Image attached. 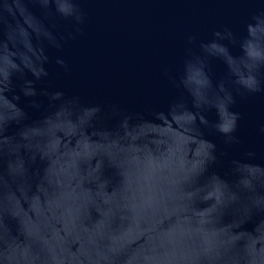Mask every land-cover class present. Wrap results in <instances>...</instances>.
<instances>
[{
	"label": "water",
	"instance_id": "95a60500",
	"mask_svg": "<svg viewBox=\"0 0 264 264\" xmlns=\"http://www.w3.org/2000/svg\"><path fill=\"white\" fill-rule=\"evenodd\" d=\"M0 264H264V0H0Z\"/></svg>",
	"mask_w": 264,
	"mask_h": 264
}]
</instances>
